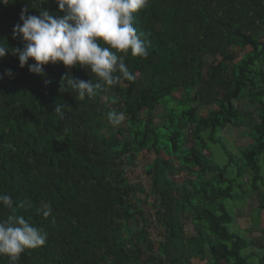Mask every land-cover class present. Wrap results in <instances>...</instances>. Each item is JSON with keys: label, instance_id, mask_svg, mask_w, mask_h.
<instances>
[{"label": "trees", "instance_id": "obj_1", "mask_svg": "<svg viewBox=\"0 0 264 264\" xmlns=\"http://www.w3.org/2000/svg\"><path fill=\"white\" fill-rule=\"evenodd\" d=\"M24 8L62 15L53 0H0L10 49L24 47L12 35ZM133 23L148 49L125 57L136 80L92 98L59 92L65 75L95 82L86 69L49 64L41 77L0 59V195L48 234L15 264H264L231 212L255 194L264 213V0H149ZM113 110L125 114L115 128ZM226 128L249 139L236 154Z\"/></svg>", "mask_w": 264, "mask_h": 264}, {"label": "clouds", "instance_id": "obj_2", "mask_svg": "<svg viewBox=\"0 0 264 264\" xmlns=\"http://www.w3.org/2000/svg\"><path fill=\"white\" fill-rule=\"evenodd\" d=\"M8 2V1H7ZM62 15L40 10L38 15L27 14L21 9L19 20L12 29L13 38L20 37L23 48L10 49L0 39V59L11 53L18 57L19 67L28 66L31 74L44 77L45 66L57 63L65 68L80 67L94 75L95 82L78 80L70 75L61 77L59 92H75L79 98L95 97L105 87L118 86L124 81L134 82L136 75L125 63L130 53L133 57L146 58L148 49L134 26V14L146 8L149 0H53ZM4 3V2H3ZM33 63L29 64V61ZM6 75L13 76L11 69ZM51 81L46 80L45 83ZM64 105H57L54 112L63 116ZM125 114L107 113L112 127H119ZM0 205L12 211V215L0 220V256L15 264L20 255L29 249L46 244L48 234L44 229L29 223L16 214L12 198L0 195ZM31 207V203L28 202ZM38 213L47 218L51 207L41 202Z\"/></svg>", "mask_w": 264, "mask_h": 264}, {"label": "rangeland", "instance_id": "obj_3", "mask_svg": "<svg viewBox=\"0 0 264 264\" xmlns=\"http://www.w3.org/2000/svg\"><path fill=\"white\" fill-rule=\"evenodd\" d=\"M234 103L238 109H252L244 100L235 101ZM219 137L225 142V144L233 154L238 153L239 149L249 142V139L244 136V129L226 128L222 133L219 134ZM217 152L218 151L214 148L212 153L214 157L219 160L218 162L222 163L219 152ZM141 172H143L142 169ZM129 178L131 180L133 179V175L131 173L129 174ZM257 206L258 198L255 194H250V196L244 199V201L240 202L234 208H232L231 212L234 216V224L232 226V229L233 231L239 233L241 236L245 237L247 240L252 242H261L264 246V213L256 218L254 210ZM262 254L264 255V248ZM192 263L204 264L202 261L198 260H193Z\"/></svg>", "mask_w": 264, "mask_h": 264}, {"label": "built area", "instance_id": "obj_4", "mask_svg": "<svg viewBox=\"0 0 264 264\" xmlns=\"http://www.w3.org/2000/svg\"><path fill=\"white\" fill-rule=\"evenodd\" d=\"M8 0H3L4 3H6Z\"/></svg>", "mask_w": 264, "mask_h": 264}]
</instances>
